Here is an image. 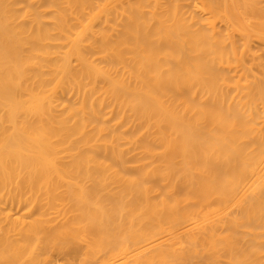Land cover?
Returning a JSON list of instances; mask_svg holds the SVG:
<instances>
[{
  "label": "bare ground",
  "instance_id": "1",
  "mask_svg": "<svg viewBox=\"0 0 264 264\" xmlns=\"http://www.w3.org/2000/svg\"><path fill=\"white\" fill-rule=\"evenodd\" d=\"M0 264H264V0H0Z\"/></svg>",
  "mask_w": 264,
  "mask_h": 264
}]
</instances>
